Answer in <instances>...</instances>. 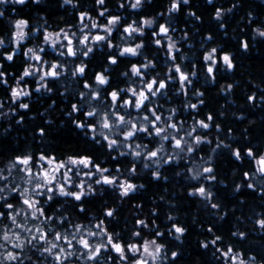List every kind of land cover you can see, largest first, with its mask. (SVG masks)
Wrapping results in <instances>:
<instances>
[{"label": "snow or ice", "instance_id": "obj_1", "mask_svg": "<svg viewBox=\"0 0 264 264\" xmlns=\"http://www.w3.org/2000/svg\"><path fill=\"white\" fill-rule=\"evenodd\" d=\"M10 2L14 5H24L26 0H10ZM207 2L212 5V0ZM8 3L9 0H0V5ZM63 3L73 4L74 0H63ZM95 4L102 9L98 11V16L102 17L106 23H98L97 19L91 16L90 11L85 10L78 12L79 36L77 31L69 32L64 28L55 33L44 29L43 43L50 44L56 50L58 57L79 59V63L73 62L74 66L71 68L67 60H46L44 47H38L23 51V56L29 62L18 76L7 73L4 70L5 62L14 61L17 49L22 47V42L30 34L25 31L29 27L28 20L15 19L14 30L9 40L15 47L10 52L0 53V84L9 86L8 77H13L16 81L15 86H9L12 103L17 104L19 101L18 108H9L12 113H17L18 109L29 110L30 108L29 103L21 99L32 95V91L28 89L29 82L25 80V77L35 79L36 92L43 90L45 93L63 97L68 106V111L64 113L67 121L62 120L60 123L73 126L78 135L105 150L108 153V159L116 162L117 166L114 170L104 167L102 163L96 162L94 156L88 154L70 155L66 159H59L45 151L15 154L6 167L0 169V264H25V261H28V264H77V262L157 264L158 261L160 264L164 262L175 264L180 255L178 251H171L169 256V250L165 244L159 243L156 238L144 239L139 230L132 232V236L143 240L142 243H125L121 240L120 233L108 231L104 220L90 226L74 223L64 213L63 203L53 207L59 197L67 200L68 207H75L79 213H84L85 200L97 192V187L94 186H98L101 190L108 186L117 191L121 199L130 197L131 194L144 188L143 184L137 185L133 182L139 174L137 161L142 162L143 168L150 170L152 179L166 181L168 177L163 175L161 169L165 166L178 165L183 160L186 179L207 182L199 183V186L193 185L189 195L199 196L211 209L218 212L221 209L220 203L213 202L216 194L212 186L217 180V175L212 156L208 155L207 159L203 156L199 157L201 161L199 164L194 159L198 151H203L202 145L212 144L207 134H199L198 129L207 130L214 126L221 131V126L214 122L213 115L209 113L205 119L193 117V123L185 128V120L175 119L180 109L165 108V104L170 103L174 96L183 94L184 97H188L190 88H195L191 77H196L198 73L195 70L187 73L182 70L180 64L175 62L181 49L170 34L177 31L171 23L170 14L181 12L183 6L191 7L190 0H169L167 8L169 15L157 14L165 20L164 23L158 24V30L153 28L156 24L155 17H142L139 22L132 20L131 23H124L120 35V39L126 41L124 46L114 45L112 37L113 30L119 31L125 18L119 14L109 13L108 8L104 7L105 0H95ZM126 4L131 9H140L144 6V0H130V2L124 0L119 4V9H124ZM212 6L213 18L223 29L225 15L243 7V0H233L231 7L228 8ZM91 11H97V9L94 8ZM4 15V9L0 8V17ZM187 15L195 21L201 20L195 11H189ZM247 16L251 18L254 13L249 10ZM86 20L88 23L85 22ZM146 27L150 29L151 43L156 45L158 50H164L167 65V72L164 75L159 72L151 75V72L156 69L157 62L155 56L149 59L143 52L146 47L144 42L147 38ZM85 29L89 30L86 32ZM91 29H102L103 34L99 32L93 34ZM253 33L264 38L262 27L253 29ZM225 35H227L226 31ZM188 36V31L184 30L180 39L185 40ZM138 38H140L139 42L127 43L128 40L135 41ZM206 39L211 40L212 37L209 35ZM77 43L83 47L78 48ZM4 44V38L0 37V47ZM97 45H103L109 50L105 57V63L108 66L117 65L121 62V58L126 56L142 57V60L132 63L126 71L120 73L124 78L122 83L126 84L125 87L119 85L113 87V79L108 67L95 71L89 77L87 59L90 54H93L94 47ZM239 46L245 51L249 49V43L244 39L239 41ZM202 60L207 78L212 81H215V73L221 64L227 70H233L235 67L232 54L217 47L205 51ZM30 61L37 63L32 64ZM195 68L196 65L193 64V69ZM62 79L65 81L64 90L57 93L51 85ZM73 84L77 86L78 91L72 90ZM177 84L178 87H176ZM232 88L233 85L228 84L226 87L222 86L221 91L228 92ZM173 89L174 94H171ZM193 95L198 98L197 102H182V107L185 110L192 109L198 115V105L204 104V100L200 99L204 93L196 90ZM48 98L51 99L50 107L57 103L55 99H52V95ZM159 100H163V103H159ZM247 100L255 102V94L249 95ZM260 100L264 102V96H261ZM3 106L0 104V108ZM0 115H6V113L0 112ZM23 120L24 116L20 115L16 123L21 124ZM38 131L41 137L47 135L45 128H40ZM228 132L230 133L231 129H228ZM216 140L211 152L214 153L223 147L229 150L236 161L247 160L249 164V169L242 173V182L236 183L233 190L239 194L241 189L246 187L254 192L258 191L264 199V152H256L252 147H246L243 150L240 147L233 148L219 136ZM129 157L132 158L131 161H128ZM120 158L128 161L131 166L122 169ZM189 162L195 166L189 167ZM176 174L181 175L180 172ZM17 175L19 182H17ZM258 183L259 189H257ZM115 212L114 208H106L104 216L114 218ZM155 213L156 209H152V214L155 215ZM167 219L172 220L173 217L169 215ZM135 223L139 228H149L146 219H137ZM255 223L264 230V216L257 219ZM152 224L155 226V221H152ZM186 231L184 226L173 223L166 234L174 236L175 240L179 241ZM207 232L213 233L212 226L207 228ZM166 234L156 230L154 237L162 238ZM213 236L214 238L210 241H202L200 246L207 249L209 245H212L215 248L213 256L218 261L222 257L223 264H255V256L246 261L243 254L235 252L231 244L225 249L219 247L218 242L223 238L214 233ZM232 236L241 240L247 239V233L241 230L233 232ZM112 253L116 254L115 257Z\"/></svg>", "mask_w": 264, "mask_h": 264}, {"label": "trees", "instance_id": "obj_2", "mask_svg": "<svg viewBox=\"0 0 264 264\" xmlns=\"http://www.w3.org/2000/svg\"><path fill=\"white\" fill-rule=\"evenodd\" d=\"M105 2L112 8L116 0H105ZM232 2L233 0H212V5L228 8L231 7ZM190 4L191 7L183 6L181 12L170 15L171 23L177 29L174 35H179L178 47L181 49L175 62L180 64L182 70L187 73L197 71L198 75L191 77L195 88H190L188 97H184L183 94L174 96L170 103L165 104V108H179L180 111L175 119L185 120V128L193 123V117L205 119L209 113L213 115L214 122L221 126V131L214 126L207 130L198 129L199 134H207L212 144L202 145L203 151H198L194 157L196 161H199L201 156L204 159H207L208 155L212 156L217 175V180L212 186L216 194L213 202L220 203L221 209L219 212L211 209L199 196L189 195L193 185L199 186V183L207 182L186 179L183 160L178 165L165 166L161 169L163 175L168 177L166 181L152 179L150 170L142 171L141 162L137 161L139 174L133 182L137 185L143 184L144 188L123 199L107 190L97 191L94 196L85 200L84 213H79L75 207H68L67 202L66 206L64 205V213L74 223H79L87 217V214L93 213L97 216L96 220L105 221L109 232L120 233V238L125 243L132 240V232L137 230L135 221L146 219L149 228H140L142 235L147 238H156L159 243L165 244L169 250V256L171 251H178L180 255L175 264H223L222 257L218 261L213 256L215 248L212 245H209L207 249L200 246L202 241L213 239V233L223 238L218 242V246L222 249L231 244L234 251L242 253L246 261L255 256V264H262L264 262V230H261L255 221L264 216V199L258 191L254 192L246 187L242 188L239 194L233 190L236 183L242 182V173L249 169V164L247 160L236 161L229 150L223 147L214 153L211 152V148L215 147L216 137L219 136L233 148L240 147L243 150L246 147H252L256 152L264 151V102L260 100V97L264 96V38L253 33V29L257 27L264 28V0H243V7L225 15L223 29L213 18L214 8L208 4L207 0H190ZM61 5V0H44L39 4L28 3L20 7L18 11L20 17L23 16L31 21L33 14L36 18L39 14H43L55 28L66 17L73 18L75 15L74 11L69 15L68 8ZM168 6L169 0H144V6L136 11L138 14L136 18L152 17L158 12L169 15L167 14ZM249 10L254 13L251 18L247 16ZM189 11H195L201 20L195 21L188 16ZM160 19L164 20L162 17ZM184 30L188 31L189 36L181 40ZM209 35L212 37L211 40L206 39ZM241 39L248 41L247 51L239 46ZM212 47L231 53L235 64L233 70H227L221 64L215 73V81L207 78L202 60L205 51ZM104 60V55L100 54L98 59L94 57L92 65ZM165 60L166 57L163 55L164 74L167 72ZM130 61L134 62V59L121 58V62L115 65L116 79L121 69L130 65ZM20 64V59L15 57L13 62H5V68L8 71L14 70L13 68L19 67ZM193 64L196 65L195 69ZM228 84H232L233 88L228 92L221 91L222 86L226 87ZM196 90L204 93L200 98L204 100V104L198 105V115L192 109L185 110L182 107V102H197L198 98L193 95ZM4 91L5 89L0 87V96ZM171 94H174V90ZM252 94H255L256 100L248 102L247 97ZM58 103L61 102L58 100ZM46 104L45 101L42 103L36 101L31 103L29 110L18 111L19 115L24 116L21 124H17L16 119L0 121V162H8L19 153L45 151L59 159L75 154H88L94 156L97 163L116 165V162L108 159V153L105 150L86 141L84 137L77 134L73 126L60 123L62 120L67 121V118H63L64 111L58 109L57 103L50 111L52 123H46L42 112ZM40 112L42 115L39 114ZM31 113L35 116L28 118ZM40 128H45L46 136L39 135ZM228 129H231L230 133ZM128 161L131 159L128 158ZM128 163L126 166H131ZM177 172L181 175H177ZM259 187L257 184V189ZM137 205L140 207H136ZM106 208L116 209L114 218H105ZM152 209H156L155 215L152 214ZM169 215L173 217L172 220L167 219ZM152 221H155V226ZM173 223L187 229L179 241L175 240L174 236L166 234ZM209 226H212L213 233L207 232ZM156 230L166 235L162 238L154 237ZM237 230L245 231L247 239L241 240L232 236V233ZM25 264H28V261H25Z\"/></svg>", "mask_w": 264, "mask_h": 264}, {"label": "flooded vegetation", "instance_id": "obj_3", "mask_svg": "<svg viewBox=\"0 0 264 264\" xmlns=\"http://www.w3.org/2000/svg\"><path fill=\"white\" fill-rule=\"evenodd\" d=\"M44 0H38V2H35V0H26V3L24 5H14L10 2L7 5H0V8H3L5 11V15L3 17H0L1 20V25H0V37H3L5 40V44L3 47H0V53L4 52V51H8L9 52V48L11 46L12 43L9 42L10 40V36H11V32L13 30V21L15 19H26L29 22V27L26 29L27 32L31 33L26 37V40L22 43V47L19 48V51L16 52V58L20 59V66L19 67H15L13 68L14 70H10L8 71L7 68H5L4 70L7 73H12L14 76H18L24 69V67L26 66V64L29 62L26 60V58L23 56V51L26 50L27 48H38V47H44L45 49V53H41V55H45V59L48 61H52L54 59H60V60H67L69 61V68L74 66V63H79V59L73 58V57H58L56 50L49 46L46 45L43 42V32L44 29H47L49 32L52 31H59L61 28H64L66 30H69V32L71 31H77V25H78V12L80 11H85L88 10L90 11V14L92 17L97 19L98 23H104L102 22V20H104L102 17L98 16V11L102 10L100 9V6L95 4V0H86V1H82V0H74L73 4H64L63 0H61V6H66L68 8L67 13L70 15L72 11L75 12V15L73 18H68L66 17L62 23L60 25H58V27L53 28L52 27V22L49 20H46L45 16L43 14H39V16L37 18L35 17V15L33 14V18L32 21L31 19H27L23 16L20 17L19 14V8L22 6H26V4L31 3V4H39L41 2H43ZM124 2V0H116L115 2V6L112 8L108 7L109 4H106L104 7L108 8L109 13L111 14H119L121 15L123 18H125V20L122 21L121 25H120V30L117 31L116 29L113 31V44H120L121 46H124L126 41L125 40H121L120 39V35L122 33V29H123V25L124 23H131L132 20H136L137 22H139L141 20L142 17L136 18L138 16L137 14V10L138 9H131L130 7H128V5L126 4L124 9H119V4ZM130 2V0H129ZM75 5V6H74ZM107 5V6H106ZM97 9V11H91L92 9ZM13 9H15V11H13ZM18 11V12H17ZM161 13V12H158ZM155 13L154 16L156 18V24L153 25V28L158 30V24L159 23H164L163 19H160V16H158ZM150 18V17H148ZM86 23H88V21H85ZM69 26H71V28H69ZM89 29H85V31L87 32ZM91 32L93 34L98 32V29H91ZM145 33H146V39H144V42L146 44L145 49H143V52L145 55L148 56L149 59H152L153 56L156 57V62H157V66L155 71L151 72V75H155L156 72H159L161 75H164L163 72V67H164V61H163V49H159L157 48L156 45H154L153 43H151V37L149 35L150 33V29H148L147 27L145 28ZM80 33L77 31V36H79ZM138 38L135 41L132 40H128L127 43H135V42H139ZM63 43H67L66 41H62ZM75 43V41H74ZM77 47H83L80 46L77 43ZM109 50L104 47L103 45L99 46H95L94 47V52L93 54H90V57L87 59V63L89 64V69H88V75L89 77L92 76V74L95 71H101L103 67H108L109 68V74L111 75L112 79H113V87L119 85L120 87H125L126 84L122 83L123 81V77L120 75V73L126 71L130 65L132 63H137L138 61L142 60V57H131V56H126L123 58H127V60L129 59H134L133 61H130V65L127 66L126 68L121 69V71L118 73V77L116 79V75L114 74V68L115 66H108L105 63V60L101 63L97 62L96 65H92L93 64V60L94 57H96V59H98L99 55L103 54L104 57H106V54ZM32 64H36V61H30ZM74 62V63H73ZM127 62V61H126ZM129 63V61H128ZM116 79V80H115ZM9 80V86H15L16 85V81L13 77H8ZM25 80L28 81V89L30 91H32V95L31 97L28 98H21L24 102L29 103V105H31V103H35L36 101H39V103H42V101H45L47 104L45 105V108L42 110V112L44 113L45 116V122H51L52 118H51V112L53 110V107L55 105H51V99H49V95H52V99H55L57 101V104L59 105L58 109L60 111H64L62 116L65 119V115L64 113L68 111V106H67V102L64 100L63 97H60L58 94H48L45 93L43 90L41 92H36L35 88H36V83H35V79L33 77H25ZM65 81L62 79L60 81H57L55 84L51 85L55 90H57V93L60 91H63V85H64ZM9 86L0 84V87L4 88L5 91L1 94L0 96V104H3L4 106L2 108H0V112L2 113H6V115H0V121L3 120H12V119H16L18 120L20 118V115L17 113H12L9 111V108H18V103L19 101H17V104H13L11 99H10V88ZM176 87H178V84L176 85ZM72 90L73 91H78L79 89L77 88V86L75 84L72 85ZM174 90V89H173ZM58 100L61 103H58ZM159 103H163V100H159ZM18 111H24V109H18ZM40 112L39 114L42 115ZM35 116L34 113H31L28 115V118H33ZM167 144V142H165ZM114 154V153H113ZM66 159V158H65ZM8 162H0V169H4L6 167ZM128 161H122L120 163V167L126 168ZM129 164V163H128ZM102 166L104 167H109L110 169H114L117 165H110V164H102ZM130 167V166H129ZM141 169H143L142 171H145L147 169L142 167V162L140 164ZM190 167V166H189ZM17 182H19V176L17 175ZM97 187V191H104L107 190L109 191L111 194H115V195H119L117 191H114L112 188H108V186H105L102 190L98 187V186H94ZM89 198V197H88ZM67 200H65L64 198H57V202L56 204H54V207L60 205L61 203H63L64 205L66 204ZM66 206V205H65ZM85 219H88L87 221H85ZM85 219L80 220L79 223L85 224V225H93L94 223H98L100 220H96L97 216L94 215L93 213H89L87 214V217H85ZM6 221H4L5 223ZM137 229V228H136ZM137 231V230H136ZM73 260H75V257H73ZM77 264H85V262H77ZM109 264V262H108Z\"/></svg>", "mask_w": 264, "mask_h": 264}, {"label": "rangeland", "instance_id": "obj_4", "mask_svg": "<svg viewBox=\"0 0 264 264\" xmlns=\"http://www.w3.org/2000/svg\"><path fill=\"white\" fill-rule=\"evenodd\" d=\"M102 22H104V23H106V21L105 20H102ZM13 30H14V27H13ZM12 30V31H13ZM115 30V29H114ZM113 30V31H114ZM25 31H27V30H25ZM53 33H55V32H58V31H52ZM98 32L100 33V34H103V31H102V29H98ZM31 34V33H30ZM172 36H173V39H175L177 42H179V35H174V33H170ZM26 40V39H25ZM24 40V41H25ZM23 41V42H24ZM22 42V43H23ZM43 43V42H42ZM165 43H166V41H165ZM46 45H49L50 46V44H46ZM99 46H101V45H99ZM178 46V45H177ZM13 47H15V45L14 44H11V46H10V48H9V52L10 51H12V49H13ZM17 51H19V49H17ZM170 150V149H169ZM264 152V151H263ZM115 154V153H114ZM131 160H132V158L131 157H129ZM121 159V161H124V159L123 158H120ZM196 163L197 164H199V163H201V161L199 160V161H196ZM189 166L190 167H194L195 165H193L191 162H189ZM155 166H153V168H154ZM109 168V167H108ZM122 169H123V167H121ZM115 169V168H114ZM114 169H112V170H114ZM258 186H260V184L258 183ZM108 188H110V187H108ZM94 224H96V223H94ZM93 224V225H94ZM137 230H139L140 231V228L137 226ZM141 235H142V233H141ZM142 237L144 238V239H153V238H147V237H144L143 235H142ZM93 240H95L96 238H92ZM131 241L130 242H136V243H142L143 242V240H141L140 238H137V237H131ZM236 252V251H235ZM112 255L115 257V253H112ZM129 255V257H131V253H129L128 254ZM157 263H159V261L157 262ZM85 264H87V262H85ZM109 264H112V262H109Z\"/></svg>", "mask_w": 264, "mask_h": 264}]
</instances>
